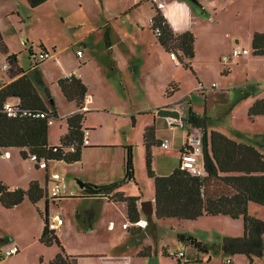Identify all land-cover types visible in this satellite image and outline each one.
<instances>
[{
    "label": "crops",
    "instance_id": "obj_1",
    "mask_svg": "<svg viewBox=\"0 0 264 264\" xmlns=\"http://www.w3.org/2000/svg\"><path fill=\"white\" fill-rule=\"evenodd\" d=\"M16 1L21 5L24 1L26 2V0ZM198 1L200 3V11L195 4H190L188 0H99L101 22L97 24L90 22L92 26L91 29L86 30L84 34L76 36L70 44H65L59 48L54 46L52 54H48V56L42 58L41 61L33 59L34 61H30L28 68L22 67L17 58V63L22 67L24 73L31 75L34 67L39 70L41 79L44 85L48 88L51 96L52 90L50 85H56L60 91L57 84V80L60 77L72 74L75 77H78L85 85L86 94L82 106L80 107H78L73 100H67L60 91L66 101V108L64 110L59 109L57 104V106L54 107L57 113V116L55 117L64 119L66 127L64 132H60L59 141L56 144L60 143L61 136L67 131L66 116L75 112H83L84 119L82 120V127L88 129V144L86 147H83L82 150L101 146L113 149L114 153L110 160L95 163L94 166L90 168V171L76 169L78 172L75 175L80 178L82 182L106 184L121 179L124 174L123 163L126 153L124 146H132L135 166V157L137 152L139 154V151L137 150L142 147L144 149V129L149 125H153L154 127L155 143L151 146V166L157 175L170 174L178 165L179 152L183 145L189 138L201 134V129L199 127L188 124L185 119L189 108L199 115H205V113H200L190 104H188V107L184 106L183 97L173 98V94L177 90L176 79L179 77L178 73L188 68H185L182 65L178 60V57L176 60L170 57L169 52L160 44L149 24V18L154 17L157 13L156 9H158L174 33L189 30L194 35V54L192 58L189 59V64L193 69L192 73L195 74V65L198 64L206 66L210 65L217 69L219 67V62L222 63V54L221 49L217 47L218 45L215 41L216 39L220 40L221 30L218 28L219 24L215 25V12L206 5V1L209 0ZM157 2L161 3L160 7H157ZM0 15H2V0H0ZM232 24L235 25V27L233 29H226L222 35L223 38L227 39V49H232V47L237 44L241 45L239 40L245 35L248 37V40L246 41L245 39H242L241 42L244 44H251V38L254 32H264V26H255L247 31L246 24L241 25L239 20L234 21ZM0 34L7 47L8 53H11L3 38L1 26ZM99 40H101L103 44L101 45V43H98L96 46L95 41ZM73 45H78L80 47L74 48ZM241 46L245 47L243 45ZM77 50L81 51L80 55L76 54ZM174 53L177 56L179 51ZM0 54H3L6 57V54ZM15 77L9 78L6 69L3 68V77L0 81V86L11 81ZM170 85L173 86L168 90ZM38 92L45 106L50 109L45 101L47 97L44 95L42 89L38 88ZM5 101L15 102L19 101V98L10 96L7 97ZM48 101L51 104L50 100ZM173 105H175L179 111L180 118L178 120L156 115V109L160 107H171ZM181 105L184 107L182 108ZM87 113L110 114L115 116L117 120L113 126L107 124L103 125L102 123L91 119L89 115L86 116ZM258 116L261 115H256L251 119ZM118 120L119 123H117ZM137 122H140V126L138 125V127H136ZM172 122L178 124H172ZM141 123H143L142 135L139 134ZM181 127L185 129L179 131V134L176 130H179L178 128ZM207 131L210 130L207 129ZM220 132L229 136L226 132ZM229 137L244 142L234 136ZM166 138L168 139V147L163 148L160 146V142ZM47 142L49 145H55V142H49L48 132ZM12 148L13 147L1 149V158L2 152L4 151L8 152L6 157L10 156L9 149ZM139 156L141 160V153ZM24 159L30 162V166L35 169L33 174H30L29 177L12 174L11 177L9 176V178H5L2 176V167L0 166V182L6 184L10 189H27L31 181H36L41 187L42 178L39 169L43 168L36 167L27 158ZM43 170L45 176L43 179L47 192L49 164L48 168ZM148 178L152 179L149 176ZM129 183L133 184L135 189L133 192L126 193L124 187ZM121 190L125 195L138 196L136 201L140 211L138 219H146L147 216L140 209L139 202L144 199L153 200L154 189L152 195H145L135 178L134 181L130 180L125 183ZM70 193L80 195L73 190H69V192L63 193V195H69ZM233 193L234 190L230 186H227L221 181L208 175L203 176L202 197L204 199L215 198L220 195H231ZM86 198H89V200H99L100 205L97 208L92 206L85 208V213H91V220L88 222V229L90 230L83 232V228L80 226L77 227V230L79 233L92 236L97 247H100L101 244L105 242V247L98 250L83 248L82 246L76 250H73V248H69L70 250H68L65 247L68 254L76 256L77 264H145L144 262L147 264H167V259L171 261V264H174L173 259L175 258L176 264H201L204 262L205 257L203 255L205 254H207V259H210L209 253H207V244L209 243V240H207V237L192 234L189 230V225H186L188 226L186 227L188 231H186L185 235L195 236V239L200 242V246L205 250H199V248L192 244V242L181 240L178 237L177 241L184 243L185 246L172 243L171 239L167 240L161 237L162 230L167 227L174 228V226L180 225L179 223L174 222L168 224L161 222V220L168 218H155L154 203L153 212L151 216L147 218L148 220H146L147 222L145 226L127 225L124 227V223H122L123 229H126L130 234L124 245H122V243L120 245L117 242V237L112 236L110 239L104 238L100 233L95 231V220L99 218L101 212H104L107 217H111L112 214H108V211L111 208H119L122 213L127 215L126 204L125 207H110V204H115L121 201H108L105 197L99 196ZM42 203L45 205L46 209L48 200H45L44 202L43 198L38 200L34 205ZM0 206L3 207L1 204ZM211 217H222V222H224V218H230L229 215L216 214L202 215L196 219ZM63 224L64 220L62 219V223L54 230L56 235L57 231L62 228ZM100 224L105 230L106 228H109V224L105 223L104 219H102V223L100 222ZM178 231L182 234L181 230ZM226 238L233 237L222 236L217 243L213 242V245H219L221 248V264L226 257H229V254H232L228 253L223 245ZM87 241L90 240L87 238ZM177 251H183L184 256L178 258L170 254L171 252ZM51 257L52 256H47L46 264H48ZM230 260V264H237L235 257L230 258Z\"/></svg>",
    "mask_w": 264,
    "mask_h": 264
},
{
    "label": "rangeland",
    "instance_id": "obj_2",
    "mask_svg": "<svg viewBox=\"0 0 264 264\" xmlns=\"http://www.w3.org/2000/svg\"><path fill=\"white\" fill-rule=\"evenodd\" d=\"M196 1L197 3L189 2L192 5L195 4L200 11V3L198 0ZM206 2L208 8L215 12V25L219 24L218 28L221 30L220 40L216 39L215 41L217 47L221 49V57L228 55L231 51V49H227V39L223 38L222 35L226 29L235 27L232 24L234 21L239 20L241 25L246 24L247 31L255 26H264V0H209ZM100 16L99 0H46L33 9L29 8L25 1L21 5L16 0H2L0 26L9 50L17 54L22 67L28 68L30 61L42 60L41 43L46 47L48 53L52 54L54 46L59 48L65 44H70L76 36L91 29L90 22L95 24L101 22ZM242 39L247 41L248 37L245 35ZM242 39L239 40V43L248 48L249 53L247 55H240L229 63L219 62L217 69L210 65L198 64L195 65V74L188 69L179 72V77L176 79L177 90L174 92L173 98L183 97L184 106L188 107L190 104L195 110L205 113V116L209 118L206 123L207 129L220 130L229 136L251 143L264 155V115L251 119L247 114L249 106L255 100L264 98V55L253 56L251 44H244L241 42ZM98 43L103 44L101 40L95 41L96 46ZM30 46L32 47L31 52ZM73 46L74 48L80 47L78 45ZM4 63L5 56L0 54V81L3 77L2 67ZM50 86L54 107L58 104L59 109L64 110L66 108L65 99L56 85ZM172 86L170 85L168 90ZM45 101L51 108L47 98ZM184 106L181 105L182 108ZM88 115L103 125L113 126L117 120L115 116L110 114L87 113L86 116ZM138 125L140 126V122H137L136 127ZM142 126L143 123H141L139 130L140 135L143 132ZM65 127L64 119L53 117L52 123L48 124L49 142L56 144L59 141L60 132H64ZM178 129L176 131L180 134L179 131L185 128ZM9 151L10 156L6 157L2 154L1 158L0 155L2 176L9 178L12 174H16L17 176L29 177L30 174L34 173L35 169L30 166V162L21 157L17 148L9 149ZM113 151L111 148L97 146L83 149L81 160L75 163L67 164L60 160H49L48 175L57 172L63 176V180L59 184L62 197L56 199L51 198L50 189L53 182L48 180L47 211L43 203L34 205L28 198L11 208L0 206V264H39L40 258H42V264H46L47 256H53L61 251L55 243L47 246L39 241L45 213H48L49 218L58 214L64 220L63 230L62 228L59 229L57 236L66 253L65 247L68 250H70L69 248L76 250L80 246L92 250L105 247V242L97 247L92 236L79 233L77 230L79 226L83 228V232L90 230L88 229V222L91 220V213H85V208L91 206L97 208L100 201L89 200V198L79 195L70 197L68 194L63 195V193L73 190L81 195L82 188L78 182H82V180L75 174L81 169L90 171V168L97 162L110 160ZM137 151L139 154L141 153V160ZM137 151L135 157L136 182L145 195H152L154 182L147 176L144 149L142 147ZM39 172L42 178L41 187L44 189V170L39 169ZM134 189L133 184L130 183L124 187L126 193L133 192ZM43 201L45 202V197H43ZM110 207H125V203L110 204ZM111 209L108 211V214H112L111 217H107L104 212L100 213L99 218L94 222L95 231L104 238L117 237V242L124 245L130 234L126 229H123L122 223L129 226L132 224L127 215L122 213L119 208ZM247 212L249 215L264 221L263 205L248 202ZM102 219L109 224V228L106 230L100 224ZM221 219L222 217L199 218L188 221H179L176 218L161 220L164 224L174 222L180 225L162 230L161 237L167 240L171 239L172 243L185 246L184 243L177 241L176 234H180L178 230H181L182 234L185 235L188 231L186 225H189L192 234L207 237L209 240L207 253H209L210 259H207V254L203 255L205 259L201 264H221V248L219 245H213V242L217 243L222 236L241 237L243 235V218L241 216L237 219L224 218V222ZM146 220L148 219L146 218ZM87 238L90 241H87ZM12 245L18 246V252L5 256V249ZM229 257H235L237 264H264V246L261 256L252 257L251 260L240 253L229 254ZM169 261L167 259L166 263L171 264ZM173 263L176 264V258L173 259Z\"/></svg>",
    "mask_w": 264,
    "mask_h": 264
},
{
    "label": "trees",
    "instance_id": "obj_3",
    "mask_svg": "<svg viewBox=\"0 0 264 264\" xmlns=\"http://www.w3.org/2000/svg\"><path fill=\"white\" fill-rule=\"evenodd\" d=\"M45 1L26 0L30 8ZM156 11L153 18L160 27V33H153L169 53L179 51L178 60L185 68L193 72L189 59L194 54V35L189 30L174 33L159 10L156 9ZM40 47L41 50L47 51L43 44H40ZM251 48L253 55H264V32L253 33ZM31 49L29 47L30 52ZM0 53L6 54L8 77L17 76L0 86V106L7 97L14 96L19 98L23 107L46 111L48 116H57L51 94L44 85L39 70L34 67L31 75L24 73L22 67L17 63L16 53H8L1 34ZM57 84L67 100H73L78 107L82 106L86 87L78 77L72 74L68 77H60ZM38 88L42 89L44 95L50 100V109L45 106ZM247 114L250 118L264 115V98L255 100L249 106ZM83 119V112L67 115L66 133L61 136L59 144L49 145L47 142L48 124L45 118L9 117L2 113L0 114V149L17 148L22 158H28L29 154H35L38 158L43 157L46 161L62 160L66 163L79 161L82 148L87 146V144H83ZM207 119L208 117L205 115L196 114L189 108L185 120L188 124L201 129L204 175L230 186L234 193L204 199L202 197L204 175H191L181 169L179 165L170 174H155L151 166V146L155 143L154 127L149 125L143 132V144L146 172L154 182V216L157 219L176 218L180 220H193L202 215L216 214L229 215L232 218L241 216L243 218V235L226 238L223 245L228 253H242L251 260L253 256H261L264 246V221L247 212V204L250 201L264 206V155L251 143L238 141L218 130L207 131ZM124 148L126 153L123 177L106 184L83 182L82 192L79 196H99L105 197L108 201L125 202L127 217L133 223L140 214L136 203L138 196L125 195L121 188L128 181L135 180L134 156L131 145H125ZM25 197L35 204L43 197L47 201V192L36 181H31L27 189H10L6 184L0 182V204L4 208L20 204ZM47 219V213H45L39 240L47 246L55 243L61 249L50 258L48 264H77L76 256L67 254L55 231L47 228ZM177 237L192 242L199 250H205L200 246L199 241L189 235L178 234ZM39 264H42L41 258Z\"/></svg>",
    "mask_w": 264,
    "mask_h": 264
},
{
    "label": "built area",
    "instance_id": "obj_4",
    "mask_svg": "<svg viewBox=\"0 0 264 264\" xmlns=\"http://www.w3.org/2000/svg\"><path fill=\"white\" fill-rule=\"evenodd\" d=\"M157 7L161 6V3H156ZM149 24L151 26L152 31L155 34L160 33V27L157 25L153 17L149 18ZM248 53V49L242 47L241 45H235L232 47L230 53L228 55H224L221 57L222 63H229L231 60L237 58L240 55H244ZM48 51H43L42 58L48 56ZM77 55L81 54L80 50L76 51ZM170 57L174 60L177 59V56L174 52L169 53ZM3 68H7V64L3 65ZM70 76V75H68ZM65 76V77H68ZM6 114L9 117H23V116H30L34 118H45L47 124L52 123V118L54 116H48L46 111L32 109L28 107L21 106L19 101L15 102H8L4 101L0 106V114ZM88 129H83V144H88ZM160 146L163 148L168 147V139H163L160 142ZM4 155H8L7 151L2 152ZM28 160H30L36 167L47 169L48 168V161L43 157L38 158L35 154H29ZM178 165L181 169L186 170L191 175H204V170L202 166V139L201 134L191 137L187 140V142L183 145L179 152V160ZM48 180L53 182V185L50 189L51 198L60 197L61 190H60V182L63 180V176L59 175L58 173H52L48 176ZM73 193H70L69 196H73ZM48 200V195H47ZM48 218V215H47ZM146 219H137L135 222L131 223L133 226H145ZM62 223V218L58 214H54L51 218L47 219V228L50 230H55L60 224ZM123 226H127L126 223ZM19 248L17 245H12L11 247L5 249L4 254L5 256H10L16 252H18ZM174 257L182 258L184 256L183 251L171 252L170 253ZM231 260L229 257H226L222 264H230Z\"/></svg>",
    "mask_w": 264,
    "mask_h": 264
},
{
    "label": "water",
    "instance_id": "obj_5",
    "mask_svg": "<svg viewBox=\"0 0 264 264\" xmlns=\"http://www.w3.org/2000/svg\"><path fill=\"white\" fill-rule=\"evenodd\" d=\"M188 1L197 3L196 0H188ZM155 113L158 116L167 117V118H170L173 120H178L180 118L179 111L175 105H173L171 107H160V108L156 109ZM172 124H178V123L172 122ZM79 185H80V187H82L83 182H79ZM153 203H154V199L153 200L144 199V200L139 202L140 209L147 216V218H149L153 212Z\"/></svg>",
    "mask_w": 264,
    "mask_h": 264
}]
</instances>
